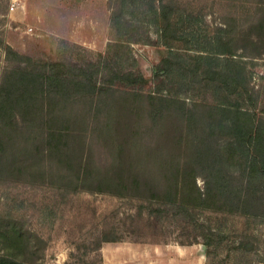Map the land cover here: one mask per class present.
<instances>
[{"label":"trees","instance_id":"1","mask_svg":"<svg viewBox=\"0 0 264 264\" xmlns=\"http://www.w3.org/2000/svg\"><path fill=\"white\" fill-rule=\"evenodd\" d=\"M117 1L112 20L118 26L132 6L149 22L163 21L164 35L176 29L165 0ZM256 8L246 29L219 27L213 54H177L183 60L176 66L162 58L148 91L135 71L119 65L127 56L114 55V62L91 71L20 55L0 81V176L39 165L38 174H47L51 184L108 194L138 218L187 213L202 230L209 256L223 239L209 213L264 218V92L251 84L243 60L264 53V2ZM4 49L15 53L9 45ZM94 130L106 149L103 162L89 142ZM115 229L103 230L93 250L122 241ZM236 232L234 249L250 253L253 232ZM0 264L27 263L0 256Z\"/></svg>","mask_w":264,"mask_h":264},{"label":"rangeland","instance_id":"2","mask_svg":"<svg viewBox=\"0 0 264 264\" xmlns=\"http://www.w3.org/2000/svg\"><path fill=\"white\" fill-rule=\"evenodd\" d=\"M13 1L19 6L10 10ZM259 2L264 0H165L176 29L164 35L163 21L149 22V16L132 6L124 10V24H114L117 0H0V81L23 56L93 71L117 55L128 57L119 65L143 79L142 89L153 90L151 77L162 58L176 66L183 60L177 54H213L211 40L219 27L234 23L246 29L258 16ZM173 32L181 38L170 42L166 36H175ZM4 45L15 53L6 54ZM243 60L251 84L264 92V53ZM88 137L94 158L103 162L106 149L98 131L88 132ZM39 169L36 165L27 173L0 176V256L27 264H264V218L209 213L211 225L223 230V239L205 256L202 230L189 214L173 209L164 219L138 218L122 200L73 187L64 190L51 184L47 174L40 176ZM110 227L124 239L93 250L96 238ZM242 228L255 236L250 253L234 249L240 240L236 231ZM194 237L196 242L180 244Z\"/></svg>","mask_w":264,"mask_h":264},{"label":"built area","instance_id":"3","mask_svg":"<svg viewBox=\"0 0 264 264\" xmlns=\"http://www.w3.org/2000/svg\"><path fill=\"white\" fill-rule=\"evenodd\" d=\"M18 6H19V3L16 2V1H13V2L11 3V5H10V10L17 9ZM21 7H22V6H21ZM31 29H32V28L30 27L28 30L31 31Z\"/></svg>","mask_w":264,"mask_h":264},{"label":"water","instance_id":"4","mask_svg":"<svg viewBox=\"0 0 264 264\" xmlns=\"http://www.w3.org/2000/svg\"><path fill=\"white\" fill-rule=\"evenodd\" d=\"M202 249L204 250L205 249V246L204 245H201Z\"/></svg>","mask_w":264,"mask_h":264}]
</instances>
